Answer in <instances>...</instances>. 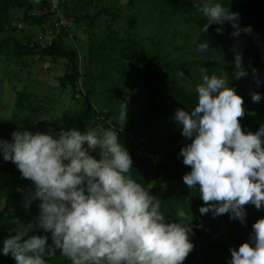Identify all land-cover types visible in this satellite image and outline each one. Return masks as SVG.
Listing matches in <instances>:
<instances>
[{
    "label": "clouds",
    "instance_id": "1",
    "mask_svg": "<svg viewBox=\"0 0 264 264\" xmlns=\"http://www.w3.org/2000/svg\"><path fill=\"white\" fill-rule=\"evenodd\" d=\"M193 6L206 20L203 33L225 22L234 29L232 37L253 31L241 28L239 13L220 3L193 0ZM223 31L216 28L218 34ZM209 49L208 42L198 46L201 53ZM232 50L235 78L248 76L242 53L236 45ZM257 71L251 69L259 86ZM196 92L194 109L178 108L174 114L181 135L191 141L180 150L191 169L183 181L199 189L202 215L230 214L243 223L245 206L264 208V125L256 132L242 130L244 99L223 77L203 76ZM252 100L259 102L261 94L253 92ZM121 103L119 127L13 131L11 141L0 138L3 160L14 163L34 185L25 209L39 201L35 220L14 221L20 227L2 241L3 255H11L16 264H46L45 257L58 251L71 264H183L194 249L193 217L178 209L179 219L166 221L161 200L131 177L133 161L119 137L127 120V104ZM40 230L50 233L51 243L47 234H36ZM229 251L228 264H264V218L253 223L249 240Z\"/></svg>",
    "mask_w": 264,
    "mask_h": 264
},
{
    "label": "trees",
    "instance_id": "2",
    "mask_svg": "<svg viewBox=\"0 0 264 264\" xmlns=\"http://www.w3.org/2000/svg\"><path fill=\"white\" fill-rule=\"evenodd\" d=\"M168 2L174 0H166ZM192 15L193 21L199 26L200 33L193 43L198 46L208 42L210 50L235 57L232 50L242 53L243 63L249 75L236 79L235 64L218 61L199 60H171L167 55L159 54V47L148 50L135 35H125L114 29V22L119 17L108 7H102L92 14L76 15L68 12L60 0V12L68 17L73 24H82L89 29L106 17L107 25L103 35L90 36L86 48L82 49L87 57L88 68H92L99 80L113 81L105 91L109 97L107 111L96 109L87 102L84 109L68 110L61 115V125L55 131L77 129L81 132L88 128L103 125L105 128L119 127L118 117L122 103L127 104V120L123 131L119 132L121 143L130 153L133 161L131 177L161 200L160 211L166 221L175 222L178 209H183L189 217H193V235L190 236L194 244L193 251L187 256L183 264H228L231 259L230 248H237L249 240L253 223L264 218V208L257 210L254 205L245 206L247 216L243 223L230 219V214L213 217L212 213L201 214L199 208L203 201L199 197V189H189L183 181V176L191 169L183 164L180 150L191 141L181 135L182 126L174 121L176 109L187 111L194 109L198 96L190 90L180 87L174 74L186 77L216 75L228 80L230 87H235L237 94L243 97L245 116L240 120L242 130L256 132L264 125V103L259 105L246 98L253 92H259L264 102V0H212L220 3L230 11L239 13L241 28L251 26L252 33H241L239 37H232L234 29L228 22L224 25L213 24L207 33L201 28L206 20L194 8L193 0H178ZM162 5V4H160ZM162 5L159 13L162 27L171 31L167 44L174 50H180L185 45L183 40H189L187 34H182L171 22L168 9ZM180 8V7H179ZM22 11L20 22L44 30V25L50 23L51 14L45 4L34 5L27 0H0V55L13 60L22 68H27L28 57L55 64L59 59L65 61L66 71L59 78V85L64 90L69 88L74 99L77 84L80 80L81 51L70 48L63 39V32L57 33L54 23L47 26L54 27L55 37L48 44H40L34 36L22 27L12 26L13 11ZM183 10V11H184ZM224 29L222 34L216 28ZM63 30L62 28L59 29ZM53 32V33H54ZM142 57V65L135 64L137 58ZM256 68L260 84L257 86L251 69ZM159 69V70H158ZM138 79V80H137ZM137 80V81H136ZM203 82V78H202ZM137 84L140 85L146 105L141 109L137 100ZM15 102L12 118L8 123L7 134L0 135L4 140H12L13 131L46 132L40 126V117L45 110V102L34 93L25 90H14ZM165 98V101H161ZM92 155L97 156L96 152ZM98 158V156H97ZM34 185L30 180L23 179L16 165L4 161L0 155V248L2 241L15 234V229L21 224L35 220L39 213V201H33L26 210L25 197ZM18 220L19 222H14ZM202 225V227H197ZM36 234L49 236L43 230ZM46 264H71L59 251L48 258ZM0 264H16L11 255L5 256L0 252Z\"/></svg>",
    "mask_w": 264,
    "mask_h": 264
},
{
    "label": "rangeland",
    "instance_id": "3",
    "mask_svg": "<svg viewBox=\"0 0 264 264\" xmlns=\"http://www.w3.org/2000/svg\"><path fill=\"white\" fill-rule=\"evenodd\" d=\"M63 4L68 12L76 15L92 14L102 7H108L111 12L119 14L114 22V29L123 36L129 34L139 37L147 50L151 47H159V54L167 55L171 60H211L227 64L234 62L232 56L220 53L215 49L201 53L198 48L193 46L200 33V28L193 21L192 15H187V12L182 9L184 8L183 2L178 0L171 2L166 0H63ZM160 4L166 6V10L169 11L171 22L166 26L176 22L174 24L176 29L182 34H187L189 38L188 41L183 40L185 45L181 46L178 51L167 44L171 31L167 27H162L159 17L162 6ZM21 17L22 11L14 10L11 25L18 28L22 27L34 36L37 43L48 44L57 33L63 32L62 36L66 45L81 51V77L77 84V93L73 99L69 88L63 90L59 85V78L66 71L64 60L59 59L55 64H51L41 61L37 57H28V67L22 68L16 60L0 55V135L7 134L8 123L12 118L15 102L14 90L23 89L44 100L45 110L40 117V126L46 132L51 130L55 133L61 125L63 112L84 109L87 102L98 110L107 111L109 97L105 89L107 86H112L113 81L111 79L104 81L97 79L94 70L88 68V59L82 50L86 48L90 36L99 37L104 34L107 25L106 17H102L92 29H89L82 24H73L68 17L60 12L59 16H53L50 21L57 28V33L52 31L54 27L47 26L50 23H46L42 31L36 26L22 24L20 22ZM60 28L63 30L60 31ZM141 59L142 57L139 56L135 64L143 66ZM173 76L176 77L180 87L190 90L198 96L196 89L202 83L203 73L200 74V77L192 76L191 78L179 74ZM137 88L139 107L144 109L146 99L139 84H137ZM246 100L253 102L252 95L248 96ZM161 101H165V98H161ZM253 103L263 105L262 95L259 102Z\"/></svg>",
    "mask_w": 264,
    "mask_h": 264
},
{
    "label": "built area",
    "instance_id": "4",
    "mask_svg": "<svg viewBox=\"0 0 264 264\" xmlns=\"http://www.w3.org/2000/svg\"><path fill=\"white\" fill-rule=\"evenodd\" d=\"M29 3L38 5L45 4L51 14L60 15V0H27Z\"/></svg>",
    "mask_w": 264,
    "mask_h": 264
}]
</instances>
